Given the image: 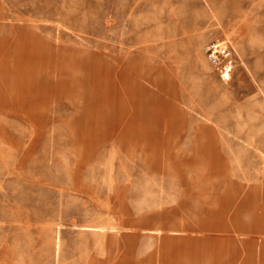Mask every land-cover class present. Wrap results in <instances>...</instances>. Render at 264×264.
<instances>
[{"label": "rangeland", "instance_id": "rangeland-1", "mask_svg": "<svg viewBox=\"0 0 264 264\" xmlns=\"http://www.w3.org/2000/svg\"><path fill=\"white\" fill-rule=\"evenodd\" d=\"M0 43V264H112L119 238L130 242L126 207L158 189L236 194L238 235L254 236L243 225L264 217V0H0ZM210 43L229 46L222 77ZM42 48L47 64L31 54ZM59 50L78 52L80 66ZM126 63L146 80L126 70L121 85ZM136 104L143 118L163 116L159 144L124 134ZM88 114L84 146L78 115ZM196 127L213 153L194 148Z\"/></svg>", "mask_w": 264, "mask_h": 264}, {"label": "crops", "instance_id": "crops-1", "mask_svg": "<svg viewBox=\"0 0 264 264\" xmlns=\"http://www.w3.org/2000/svg\"><path fill=\"white\" fill-rule=\"evenodd\" d=\"M62 51L59 50L62 54L71 52L75 57L80 56L78 52ZM4 83L16 99L14 88ZM1 102L7 104L0 91ZM78 117L77 140L82 145L85 143L84 146L91 145L96 117L92 114ZM162 117L153 113L143 118L130 111L123 117L129 119L123 132L129 138L138 136L144 147L155 146L159 144L154 139L157 121ZM171 126V133L178 135L180 126ZM199 138H205L216 150V141L206 129L199 127L194 129L196 150ZM135 197L144 204L126 207L127 215L135 217L128 222L130 228L124 230L130 242L124 246L125 237L119 238L122 255L112 264H264V217L258 223L244 224L245 228H252L254 236L241 239L238 233L242 224L235 220L238 216L236 194L201 192L183 197L177 192L158 189V192H138Z\"/></svg>", "mask_w": 264, "mask_h": 264}, {"label": "bare ground", "instance_id": "bare-ground-1", "mask_svg": "<svg viewBox=\"0 0 264 264\" xmlns=\"http://www.w3.org/2000/svg\"><path fill=\"white\" fill-rule=\"evenodd\" d=\"M1 44V43H0ZM41 50H43V51H41ZM37 54H35V53H31L32 55H34V58H35V60H36V58H37V64H39V61H41V62H44L45 63V59H43L44 57H45V53H44V49L42 48ZM36 56V57H35ZM73 58L74 59H72V64L74 65H76V67H79L80 66V63H81V61L79 62V60L75 57V56H73ZM49 62V60H47L46 61V63L45 64H47ZM33 64H35V63H33ZM86 64V63H85ZM109 69H110V77H111V81L113 82V84H114V87H115V84H116V78H115V74L113 73V67H109ZM87 70V69H86ZM124 70V71H123ZM123 70H121V73H120V79H119V81L121 82V85H123V84H129L130 83V81H128L127 80V76L125 75V71L126 70H128V71H131V72H133L134 74H136V75H138L139 77H142L143 79H145L146 80V77L143 75V74H138L137 72H135L134 70H132V67L130 66V63H128V65H127V63L125 64V66H124V68H123ZM1 71H2V69H1ZM2 80L4 81V82H8V78H9V76H10V74H9V71L7 72V69H5V70H3L2 72ZM85 74V73H84ZM223 75H221V77H222ZM149 78V77H148ZM157 83V82H156ZM61 86H62V82H61ZM13 89V88H12ZM14 90H15V96H16V99H14L15 101H14V103H15V107H18L19 109H21V110H26L27 112H28V110H29V108L31 107L30 106V103L28 102H25L24 100L22 101L21 99H19V94H16V89L14 88ZM18 91V90H17ZM86 95H88V92H86ZM85 96V93H83V97ZM89 99H91L90 98V95L89 96H86L85 98H84V103H85V105H86V109H87V111H91L92 109H90V106H92V103H91V100H89ZM138 100H136L135 102H137ZM150 101L151 102H155V98L154 97H151L150 98ZM159 103H160V101L159 100H157L156 99V102H155V104L156 105H159ZM7 104L6 103H4V102H1V104H0V106H6ZM136 105H138V106H135V109H136V115L137 116H140L141 114L140 113H143V109L141 108V105H139V104H136ZM139 108V109H138ZM86 135V134H85ZM85 138V137H84ZM85 144V143H84ZM83 144V145H84ZM197 150H199V151H201V152H203V153H208V154H211V153H213L214 152V150H213V146L211 145V143H209L207 140H205V138H199V140H198V144H197Z\"/></svg>", "mask_w": 264, "mask_h": 264}, {"label": "built area", "instance_id": "built-area-1", "mask_svg": "<svg viewBox=\"0 0 264 264\" xmlns=\"http://www.w3.org/2000/svg\"><path fill=\"white\" fill-rule=\"evenodd\" d=\"M208 60L218 68L222 75H226L231 70V52L225 43H210L204 48Z\"/></svg>", "mask_w": 264, "mask_h": 264}]
</instances>
